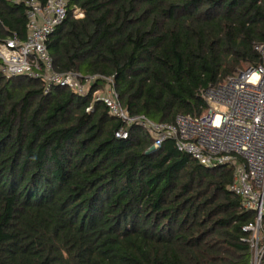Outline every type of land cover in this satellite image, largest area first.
I'll return each mask as SVG.
<instances>
[{"label":"trees","instance_id":"trees-1","mask_svg":"<svg viewBox=\"0 0 264 264\" xmlns=\"http://www.w3.org/2000/svg\"><path fill=\"white\" fill-rule=\"evenodd\" d=\"M27 11L0 0V39L27 38ZM261 42L264 0H70L47 48L56 71L113 77L130 114L173 122L257 67ZM104 83L80 94L0 69V264H251L255 213L232 167L155 147L137 124L117 137Z\"/></svg>","mask_w":264,"mask_h":264},{"label":"built area","instance_id":"built-area-1","mask_svg":"<svg viewBox=\"0 0 264 264\" xmlns=\"http://www.w3.org/2000/svg\"><path fill=\"white\" fill-rule=\"evenodd\" d=\"M12 1L28 6V34L25 40L16 34L0 39L2 72L7 77H41L49 87L62 85L80 94H86L96 79H104V86L98 87L94 96L123 122L117 137L127 138L126 126L137 124L152 137L155 147L172 139L178 150L207 167H232L233 181L228 188L241 197L245 209L255 213L254 220L243 227L249 233L246 241L251 247V264H264V42L255 45L261 60L257 67L202 90L207 103L204 114H179L173 122H159L144 114H130L119 100L113 77L90 74L84 78L79 71L54 69L47 41L66 18L70 0ZM74 15L82 17L84 12L74 8Z\"/></svg>","mask_w":264,"mask_h":264},{"label":"rangeland","instance_id":"rangeland-1","mask_svg":"<svg viewBox=\"0 0 264 264\" xmlns=\"http://www.w3.org/2000/svg\"><path fill=\"white\" fill-rule=\"evenodd\" d=\"M207 111V107L204 109L203 114Z\"/></svg>","mask_w":264,"mask_h":264}]
</instances>
